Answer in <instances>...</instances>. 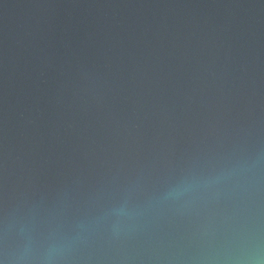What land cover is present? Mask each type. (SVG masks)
I'll use <instances>...</instances> for the list:
<instances>
[{
	"label": "water",
	"instance_id": "1",
	"mask_svg": "<svg viewBox=\"0 0 264 264\" xmlns=\"http://www.w3.org/2000/svg\"><path fill=\"white\" fill-rule=\"evenodd\" d=\"M0 264H264V0H0Z\"/></svg>",
	"mask_w": 264,
	"mask_h": 264
}]
</instances>
